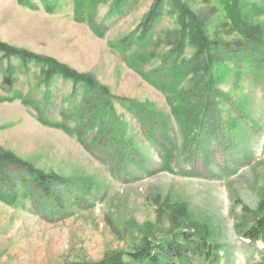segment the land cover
Wrapping results in <instances>:
<instances>
[{"label": "rangeland", "instance_id": "1", "mask_svg": "<svg viewBox=\"0 0 264 264\" xmlns=\"http://www.w3.org/2000/svg\"><path fill=\"white\" fill-rule=\"evenodd\" d=\"M228 2L0 0V149L67 185L56 209L0 180V264H147L148 243L264 264V0Z\"/></svg>", "mask_w": 264, "mask_h": 264}, {"label": "trees", "instance_id": "2", "mask_svg": "<svg viewBox=\"0 0 264 264\" xmlns=\"http://www.w3.org/2000/svg\"><path fill=\"white\" fill-rule=\"evenodd\" d=\"M206 1V0H204ZM232 2L233 5L236 4L237 0H223ZM180 3L177 1L175 3V6L173 4V8L175 7L178 12L179 17V24L182 26V28H185V21L186 19L189 20V22L192 23V26H189L191 29H194L195 38L196 41H198V47H200V50L203 49V43L205 42V36L204 33L201 32L202 29V22L198 21L196 17L190 13L186 7L179 6ZM174 8V9H175ZM157 13H155L156 15ZM233 19L237 21V18L232 15ZM149 18V17H148ZM146 19L142 24V32L140 35V39L143 40L146 37L147 31L149 30L147 26V21L149 19ZM151 19V18H150ZM254 29V28H253ZM252 28H249L250 39L253 41L259 40V32L257 29L253 30ZM1 49V46H0ZM7 51L9 54H14L13 51ZM45 66L47 67L46 73L47 79L51 78L55 74H61L64 77L71 79L75 84L82 82L86 83L88 86H90L92 89H95L96 83L89 78L80 75L74 71H70L64 69L62 66L57 64L54 61H49L48 63H45ZM100 89L96 87V91H99ZM217 119V118H216ZM226 126L230 127L232 124V121L227 118L224 119ZM11 167V173H13V176H7L5 175L7 169ZM17 177V178H15ZM0 180L1 183L7 182H14L19 183L23 186H26L29 188H34L33 190L36 192V196L38 198H44L46 199V202H52V203H58L56 209H61L62 206L60 204V195L59 187L66 185V182L63 178L55 176V175H45L40 172H36L34 168L29 165L28 163L22 162L18 160L12 153L5 152L2 149H0ZM67 181V180H66ZM67 186V185H66ZM29 197H32V190H30ZM0 200L8 203L10 199H13V196H10L7 194V192L3 193L2 188L0 187ZM3 193V194H2ZM6 195L9 197L6 198ZM248 239L252 242H257L261 239L264 240V215L257 219L255 225L253 228L246 232ZM156 243V242H155ZM219 251V250H215ZM209 253V251H207ZM206 252V257L209 260ZM130 257L136 261V262H145L147 264H194V261L192 257L190 256L187 248L181 246V245H175V244H157V245H151L146 244L142 248H137L134 253L130 254ZM105 264H124L120 257H114L107 261Z\"/></svg>", "mask_w": 264, "mask_h": 264}]
</instances>
